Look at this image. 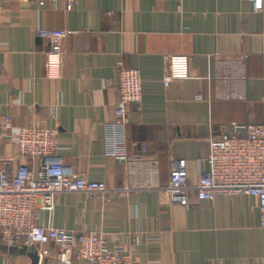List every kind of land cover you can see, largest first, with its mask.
Wrapping results in <instances>:
<instances>
[{"label":"crops","instance_id":"crops-1","mask_svg":"<svg viewBox=\"0 0 264 264\" xmlns=\"http://www.w3.org/2000/svg\"><path fill=\"white\" fill-rule=\"evenodd\" d=\"M42 28L73 31L63 54ZM189 56L194 76L166 86V58ZM119 61L140 69L141 104L126 128L131 157L156 158L158 174L105 152V124L115 120ZM201 95V99L197 96ZM14 125L60 131L64 167L109 190L62 192L52 217L73 232L103 231L110 248L126 247L140 264H239L264 258L258 200L246 194L171 205L172 161L186 158L196 184L210 139L224 125L264 122V8L246 0H7L0 8V164L13 173L19 155ZM38 167L37 160L29 162ZM126 185L132 191L119 190ZM26 246L0 243V264H32ZM39 264H63L58 247ZM70 264H92L73 260Z\"/></svg>","mask_w":264,"mask_h":264},{"label":"built area","instance_id":"built-area-1","mask_svg":"<svg viewBox=\"0 0 264 264\" xmlns=\"http://www.w3.org/2000/svg\"><path fill=\"white\" fill-rule=\"evenodd\" d=\"M0 0V8L3 2ZM47 1H64L73 7L78 0H33L44 5ZM168 1V0H167ZM255 12L264 8V0H246ZM73 31L42 28L39 36L52 44V54L61 57L63 40ZM164 78L168 86L175 80L194 76L189 56L169 55ZM118 97L115 120L105 124V152L126 163L128 177H134L138 168L158 174L156 158L131 157L126 149V128L130 123L132 104H141L143 79L139 68L118 63ZM202 98L201 95L197 96ZM6 131H14L19 155L26 162L13 173L0 164V243L8 246H33L38 250L40 263L51 253L50 245L58 247V260L70 264L73 260L87 259L92 264H140L126 247L110 248L109 237L103 231L73 232L55 227L49 219L56 206V197L62 192H85L89 196L109 190L104 181L88 180L68 170L58 157L60 131L45 125H19L5 120ZM37 160L38 167L29 163ZM208 167L201 169L196 184L189 182L188 161L174 159L167 186L171 205L191 206L194 199L213 201L217 195L246 194L258 200L261 225L264 228V122L224 125L210 139L206 157ZM135 186V185H134ZM126 185L119 190L132 191ZM45 213L50 217L45 219ZM264 264V258L254 263Z\"/></svg>","mask_w":264,"mask_h":264},{"label":"water","instance_id":"water-1","mask_svg":"<svg viewBox=\"0 0 264 264\" xmlns=\"http://www.w3.org/2000/svg\"><path fill=\"white\" fill-rule=\"evenodd\" d=\"M26 248V253L31 259L32 264H39V255H38V250L35 249L33 246H27Z\"/></svg>","mask_w":264,"mask_h":264},{"label":"rangeland","instance_id":"rangeland-1","mask_svg":"<svg viewBox=\"0 0 264 264\" xmlns=\"http://www.w3.org/2000/svg\"><path fill=\"white\" fill-rule=\"evenodd\" d=\"M27 247V246H26Z\"/></svg>","mask_w":264,"mask_h":264}]
</instances>
